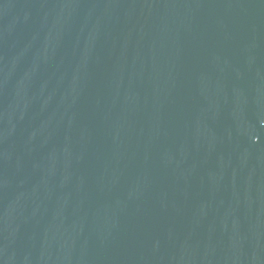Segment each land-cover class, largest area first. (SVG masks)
<instances>
[{"label": "water", "instance_id": "obj_1", "mask_svg": "<svg viewBox=\"0 0 264 264\" xmlns=\"http://www.w3.org/2000/svg\"><path fill=\"white\" fill-rule=\"evenodd\" d=\"M0 264H264V0H0Z\"/></svg>", "mask_w": 264, "mask_h": 264}]
</instances>
